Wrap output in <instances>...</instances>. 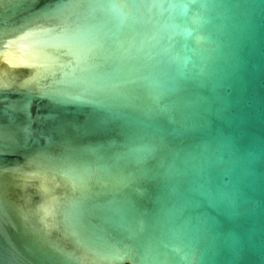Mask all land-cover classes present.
I'll list each match as a JSON object with an SVG mask.
<instances>
[{"label":"water","instance_id":"water-1","mask_svg":"<svg viewBox=\"0 0 264 264\" xmlns=\"http://www.w3.org/2000/svg\"><path fill=\"white\" fill-rule=\"evenodd\" d=\"M175 2L0 0V264H142L162 203L129 135L130 56L149 27L176 26ZM240 2L250 16L218 28L209 75L186 92L200 130L169 137L214 150L212 195H185L193 223L240 236L215 264H264V0Z\"/></svg>","mask_w":264,"mask_h":264},{"label":"clouds","instance_id":"clouds-1","mask_svg":"<svg viewBox=\"0 0 264 264\" xmlns=\"http://www.w3.org/2000/svg\"><path fill=\"white\" fill-rule=\"evenodd\" d=\"M170 8L179 12L176 26L149 27L130 56L136 87L128 95L137 120L129 135L140 162L155 169L162 203L142 226V264H215L239 243L240 236L235 229L213 232L203 220L193 223L187 214L191 202L185 195L188 190L212 195L205 172L215 164L214 150L207 141L174 147L169 137L200 130L192 119L197 102L186 95L188 86L208 77V63L220 49L218 28L250 13L242 11L240 0H176ZM165 123L172 127L166 128ZM236 206L233 198L229 219L240 215Z\"/></svg>","mask_w":264,"mask_h":264}]
</instances>
